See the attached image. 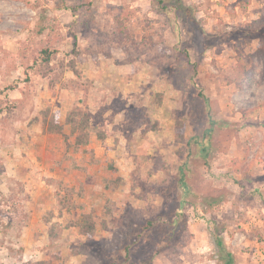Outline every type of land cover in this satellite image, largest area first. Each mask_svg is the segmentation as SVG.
I'll list each match as a JSON object with an SVG mask.
<instances>
[{
    "label": "rangeland",
    "instance_id": "obj_1",
    "mask_svg": "<svg viewBox=\"0 0 264 264\" xmlns=\"http://www.w3.org/2000/svg\"><path fill=\"white\" fill-rule=\"evenodd\" d=\"M77 106L90 150L45 130ZM219 236L264 264V0H0V264H222Z\"/></svg>",
    "mask_w": 264,
    "mask_h": 264
},
{
    "label": "trees",
    "instance_id": "obj_2",
    "mask_svg": "<svg viewBox=\"0 0 264 264\" xmlns=\"http://www.w3.org/2000/svg\"><path fill=\"white\" fill-rule=\"evenodd\" d=\"M71 9L75 11L76 7L73 6L71 7ZM45 29H47V26L45 18L42 15L39 24L30 28V33L27 35L26 39L23 42L25 43L23 44L24 46L19 48L18 53L13 54L15 58L19 59L20 62L23 63L22 65H24V71L27 77H30L33 74L46 75L50 70L48 67V63L51 57L55 55V50L49 43V40H46L45 43H41L42 47L38 50H35L36 48H34V46L32 45V43L36 42V38L40 36ZM68 67V69L73 72L74 76L83 77L74 61L69 62ZM79 114L80 117L79 119H77L76 116ZM90 120L91 118L89 116V112L87 110H83L79 106L75 107L67 113L63 124L70 126L69 135L74 136L73 147L75 150L79 149L80 146L86 145L88 143L89 137L91 135ZM47 123V127L45 129L46 132L60 133L63 136L64 141H67L69 135L63 132V124L58 121L56 114L50 116V119L47 120ZM210 130L211 128L208 129V131ZM104 135H106V131H103L102 135L98 134V137L103 138ZM85 221L90 224V222H92L91 217L88 216ZM214 243L217 249L222 253V256L220 257L222 264H235L233 255L225 247L222 237H217L214 240Z\"/></svg>",
    "mask_w": 264,
    "mask_h": 264
},
{
    "label": "crops",
    "instance_id": "obj_3",
    "mask_svg": "<svg viewBox=\"0 0 264 264\" xmlns=\"http://www.w3.org/2000/svg\"><path fill=\"white\" fill-rule=\"evenodd\" d=\"M66 126V125H65ZM66 129H67V126L64 128V130H63V132L65 133V134H67L68 135V133H69V129H68V132H66ZM106 135H107V131H106ZM97 138V136H96V133H92V135H90V137H89V141H88V143L86 144V145H83V146H80L79 147V149H81V148H85V149H88V150H90L91 148L90 147H95V143H94V141H95V139ZM107 137H105V139H106ZM71 139H74V137H68V139H67V141H64V139L62 138V140H63V142L64 143H68V142H70V140ZM73 143H74V140L72 141V149H74V145H73ZM78 149V150H79Z\"/></svg>",
    "mask_w": 264,
    "mask_h": 264
}]
</instances>
